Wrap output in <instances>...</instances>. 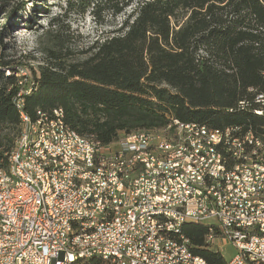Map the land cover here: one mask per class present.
Masks as SVG:
<instances>
[{
	"label": "built area",
	"instance_id": "obj_1",
	"mask_svg": "<svg viewBox=\"0 0 264 264\" xmlns=\"http://www.w3.org/2000/svg\"><path fill=\"white\" fill-rule=\"evenodd\" d=\"M250 91L238 108L264 117V89ZM23 94L20 134L0 157V264H208L186 223L208 226L210 248L233 244L227 264H264V125L171 118L103 144L61 107L30 117Z\"/></svg>",
	"mask_w": 264,
	"mask_h": 264
},
{
	"label": "trees",
	"instance_id": "obj_2",
	"mask_svg": "<svg viewBox=\"0 0 264 264\" xmlns=\"http://www.w3.org/2000/svg\"><path fill=\"white\" fill-rule=\"evenodd\" d=\"M78 2L69 1L67 11ZM133 2L117 34L81 52L54 20L40 42L45 60L32 77L0 60V157L21 131L14 102L21 89L30 117L61 107L74 131L103 144L121 133L166 126L171 118L220 128L264 125V117L238 108L241 100H253L250 88L264 89V0H86L79 11L94 3V16L102 5L119 14ZM208 230L201 223L182 227L194 253L208 264H227L206 244Z\"/></svg>",
	"mask_w": 264,
	"mask_h": 264
},
{
	"label": "rangeland",
	"instance_id": "obj_3",
	"mask_svg": "<svg viewBox=\"0 0 264 264\" xmlns=\"http://www.w3.org/2000/svg\"><path fill=\"white\" fill-rule=\"evenodd\" d=\"M69 1L78 2L75 11L68 12ZM86 0H0V36L4 44H0V60L20 66L24 74L32 77L33 71L38 72L39 64L45 60L40 51V42L45 40L44 32L56 26L63 33L70 35L76 51H85L96 39L106 35L117 34L126 18L137 6L136 2L126 7L119 14H112L102 5L100 17L94 16L92 6L85 8ZM99 1V0H98ZM80 56H84L80 54ZM23 74V73H22ZM227 260L236 253V247L223 244L219 249Z\"/></svg>",
	"mask_w": 264,
	"mask_h": 264
},
{
	"label": "crops",
	"instance_id": "obj_4",
	"mask_svg": "<svg viewBox=\"0 0 264 264\" xmlns=\"http://www.w3.org/2000/svg\"><path fill=\"white\" fill-rule=\"evenodd\" d=\"M228 242H223V243H217V244H215L214 246H212L211 248L213 249V250H218V251H220L219 249H220V247L221 246H223V244H227ZM221 252V251H220ZM228 261V260H227Z\"/></svg>",
	"mask_w": 264,
	"mask_h": 264
}]
</instances>
